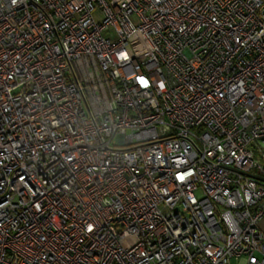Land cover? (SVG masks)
<instances>
[{
  "label": "built area",
  "instance_id": "built-area-1",
  "mask_svg": "<svg viewBox=\"0 0 264 264\" xmlns=\"http://www.w3.org/2000/svg\"><path fill=\"white\" fill-rule=\"evenodd\" d=\"M262 160L264 0H0V264H264Z\"/></svg>",
  "mask_w": 264,
  "mask_h": 264
},
{
  "label": "rangeland",
  "instance_id": "rangeland-1",
  "mask_svg": "<svg viewBox=\"0 0 264 264\" xmlns=\"http://www.w3.org/2000/svg\"><path fill=\"white\" fill-rule=\"evenodd\" d=\"M132 21L134 22V23H136L137 22V18H135V17H132ZM262 164H264V160H262ZM230 264H244V259H239V260H235V259H233L232 261H231V263Z\"/></svg>",
  "mask_w": 264,
  "mask_h": 264
},
{
  "label": "crops",
  "instance_id": "crops-1",
  "mask_svg": "<svg viewBox=\"0 0 264 264\" xmlns=\"http://www.w3.org/2000/svg\"><path fill=\"white\" fill-rule=\"evenodd\" d=\"M259 227L262 231H264V220L259 223Z\"/></svg>",
  "mask_w": 264,
  "mask_h": 264
}]
</instances>
